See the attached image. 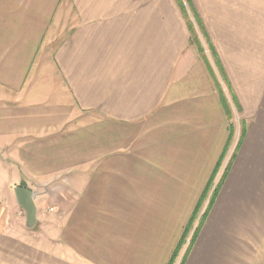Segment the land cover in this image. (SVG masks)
<instances>
[{"label":"crops","instance_id":"1","mask_svg":"<svg viewBox=\"0 0 264 264\" xmlns=\"http://www.w3.org/2000/svg\"><path fill=\"white\" fill-rule=\"evenodd\" d=\"M192 1L0 0V264H170L231 150L184 264H264V0Z\"/></svg>","mask_w":264,"mask_h":264},{"label":"rangeland","instance_id":"2","mask_svg":"<svg viewBox=\"0 0 264 264\" xmlns=\"http://www.w3.org/2000/svg\"><path fill=\"white\" fill-rule=\"evenodd\" d=\"M183 1L185 2V5L187 6L189 20H191V22L193 23V26H194V30H196L195 31L196 34L195 33L194 34L197 37L199 45L207 47V49L211 52L210 42L208 40V37L203 32V30H201V28L199 27L197 20H196V17L194 16V12H193L192 8L190 7L189 3L187 2V0H183ZM204 49H206V48H204ZM238 116H239V114L234 112V121L236 124L238 123L237 125L240 124V119L238 118ZM232 152L233 151L231 150L229 152V154L226 156V158H222V160L220 161L219 166H218L219 168H218L216 174L213 176L212 188H215L218 185V182L220 181V179H222V176H223V174H224V172H225V170H226V168H227V166H228V164L232 158V154H233ZM200 211H201V213H200V215H201L204 211V207L202 205H201V208L198 210V213ZM198 213H197V215H198ZM199 221H200V219L198 220V223H199ZM198 223L195 225V227L193 229H192V227H190V231H188L189 233L186 236L185 242L181 246V249H180L179 253L177 254V257L175 258V261L173 262V264H181L182 259L185 255V253L187 252V249L189 248L194 230L198 226Z\"/></svg>","mask_w":264,"mask_h":264},{"label":"trees","instance_id":"3","mask_svg":"<svg viewBox=\"0 0 264 264\" xmlns=\"http://www.w3.org/2000/svg\"><path fill=\"white\" fill-rule=\"evenodd\" d=\"M177 2H178V4H179V6L181 7V10L184 12L185 16L188 17V11H187V6L185 5V2H184L183 0H177ZM187 2L189 3L190 7L192 8V10H193V12H194V16L196 17V20H197V23H198L199 27H200L201 30H203V32L205 33L204 25H203V23H202V20H201V18H200V16H199L198 12L196 11V9H195V7H194L193 1H192V0H187ZM188 19H189V17H188ZM188 24H189L190 30H191V32H192V34H193V35H192V42L195 41V42L199 45L198 40H197V37H196V35H195V34H196V33H195L196 30H194V26H193V23L191 22V20H189ZM194 33H195V34H194ZM199 48H201V50H204L203 46H200V45H199ZM210 48L212 49L211 44H210ZM213 51H214V50H213ZM229 164H230V162H229ZM229 164H228V166H229ZM228 166H227V168H226V170H225V172H224V174H223V176H222V179H220V181L218 182V185L214 188V191H213L212 196H211L210 204H209L207 210H206L205 212H203V214H202V216H201V218H200L199 224H198V226L196 227V229L194 230V233H193V236H192V239H191V243H190V245H189V248L187 249V252L185 253V255H184L183 259H182L181 264H184L185 259H186V256H187V254H188V252H189L190 246L192 245V243L194 242V239H195V238L197 237V235H198V231L200 230V228H201V226H202V224H203V222H204V220H205V218H206V215H207V213H208L209 207H210V205L213 203L214 197H215V195H216V193H217V191H218V189H219V187H220V185H221V183H222V181H223V179H224V177H225V174H226V172H227V170H228V168H229ZM204 195H205V194H204ZM203 198H204V196H203ZM199 209H200V207H198L196 213H198V210H199ZM188 233H189V232H188V228H187V230H186V232H185V237L187 236ZM185 237H184L183 240L181 241L180 247H181V246L183 245V243L185 242V239H186ZM178 251H179V250H177V251L175 252L173 258L171 259L170 264H173V262L175 261V258L177 257V254L179 253Z\"/></svg>","mask_w":264,"mask_h":264},{"label":"water","instance_id":"4","mask_svg":"<svg viewBox=\"0 0 264 264\" xmlns=\"http://www.w3.org/2000/svg\"><path fill=\"white\" fill-rule=\"evenodd\" d=\"M13 189L18 204L26 210L27 226L33 228L37 222V206L33 190L24 186H15Z\"/></svg>","mask_w":264,"mask_h":264}]
</instances>
